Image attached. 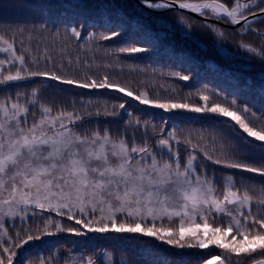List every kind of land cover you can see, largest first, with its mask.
<instances>
[{"label": "snow or ice", "instance_id": "snow-or-ice-1", "mask_svg": "<svg viewBox=\"0 0 264 264\" xmlns=\"http://www.w3.org/2000/svg\"><path fill=\"white\" fill-rule=\"evenodd\" d=\"M20 6H26V0H20ZM91 7L98 9L99 15L69 20L62 29H51L43 22L30 27L26 23L0 22V54H6L0 58V86L5 92L10 87L21 89L0 96V264H64L65 260L94 264L79 246V255L69 252L59 260L39 250L45 238L61 234L82 237L93 247L95 242L89 234L110 237L107 242L121 251L162 249L174 261L180 259L181 264L185 258L189 264L193 260L199 264H264V183H250L255 177L243 175L257 174L264 180V161L258 166L246 162L250 148L264 152V109L258 116L246 104L206 87L181 95L175 85H168L162 96L160 88L154 86L150 91L108 73L94 76L83 72L80 78L70 74L81 70L82 64L88 69L94 64L99 68L97 53L113 57L111 63L103 64L107 69L125 66L121 54L131 58L139 53L164 55L184 68L182 53L161 48L162 41L174 35L172 28L176 25L153 17L145 9H173L188 29L193 24L181 10L205 20L238 25V32L256 33L262 41L259 48L244 41L239 47L264 60V32L255 28L257 22L264 24V0H140L127 15L123 11L126 5L117 0H91ZM44 11L47 14V9ZM151 24L167 26L163 31L144 27ZM202 27L227 39L224 28L217 24L205 23ZM93 28L105 31H91ZM61 32L65 34L63 39ZM37 34L52 42L59 62L47 46L39 56L33 52L32 40ZM67 36L80 42V52L74 57L68 52ZM183 37L200 46L189 33H183ZM42 42H37L38 50ZM127 67L131 71L148 70L131 63ZM211 67L218 70V66ZM151 71L184 82L193 78L184 71ZM259 80L258 94L264 96V71L259 73ZM44 81H48L49 89L59 86L57 96L73 88L105 90L117 94L116 102L81 100L77 108L73 100L70 109L62 107L59 99L51 103L42 99ZM132 102L168 114L160 117L163 127L156 140L157 151L148 143L149 130L157 135L152 123L157 114L141 108L142 116H151L152 120L142 118L129 110ZM189 113L220 119L197 130L194 143L190 132L178 134L179 125L190 119ZM109 117L123 121V129L116 136L108 127L101 129L99 123L83 127L86 122L107 121ZM137 132L142 134V143L137 140ZM181 146L188 153L183 162ZM197 153L210 165L201 164ZM209 166L235 170L222 173V191L215 175L209 176ZM17 219L19 228L15 227ZM6 220L13 221L12 234ZM29 220L36 222L35 227ZM55 244V240L49 241L48 253L55 250ZM210 246L221 251H199ZM33 248L38 250L33 253ZM100 260L101 264H116L108 252H102ZM127 264H132L131 260Z\"/></svg>", "mask_w": 264, "mask_h": 264}, {"label": "trees", "instance_id": "trees-1", "mask_svg": "<svg viewBox=\"0 0 264 264\" xmlns=\"http://www.w3.org/2000/svg\"><path fill=\"white\" fill-rule=\"evenodd\" d=\"M78 3L88 4V7H71L69 5H76ZM117 3H123L126 7L123 9L124 13L127 15L132 10V6L138 4L135 0H117ZM45 9H47V14H45ZM145 11H150L145 9ZM153 17H162L164 21H167L171 24L176 25L172 28L174 35L171 39L163 40L161 43V48H170L174 53H182L185 58V67H178L175 63L169 62L168 58L164 55L149 54V53H139L134 54V57H129L127 54H121L120 59L124 61V67L118 68L115 65L111 69L103 67L105 62L111 63L113 57L105 56L102 53L96 54V61L100 65L99 68L94 64L91 69L85 68L83 64L81 65V70L70 73L80 78L83 72H89L91 75L100 76L102 74L108 73L111 77L119 79L121 82L131 81L133 84L138 86L147 87L150 91L155 86L156 88L161 89V95H165L163 88L168 85H175L177 90L183 95V93L188 92L189 90H194L196 88H207L209 90L215 89L216 91L223 92L224 96L229 98H235L240 105H247L259 116L261 110L264 109V96L258 94L260 88L259 73L264 71V60H261L258 57L253 56L250 53H246L242 48L239 47L240 41L245 43H250L253 46L259 48L261 46V37L253 32L248 34H241L230 27L227 24H221L219 22H210L202 19H198L192 15L183 13L188 19L189 23L193 24L191 29H188L183 25L178 18V14L174 10L165 11V12H155L151 11ZM99 15V10L91 7V0H26V6H20V0H0V22L6 24L15 25L19 24H28L29 27L32 24H37L43 22L47 23L49 28H63L67 26L69 20L78 21L82 16H87L89 19H92ZM111 15L115 18V12H112ZM130 19V17H129ZM264 19V17L262 18ZM205 23L208 24H217L219 27L224 28L227 39H220L216 37L211 31L207 28L202 27ZM83 23L81 21V27ZM166 24L161 25H145L144 27L157 28L161 31L164 30ZM255 28L264 32V24L257 22ZM88 31V29H85ZM91 31H105L104 28H93ZM189 33L191 37H194L200 44H204L205 48L197 47V43H194L191 39L183 37V33ZM65 34L61 32V38L63 39ZM83 39V37H82ZM42 40L39 50L37 49V42ZM27 43V41H25ZM66 43L69 45L68 52L73 57L80 52V42L67 36ZM113 41H105L104 44H112ZM47 46L49 48L50 54L59 62V56L57 55L55 49L53 48L52 42L39 34L35 35L32 40V50L39 56L40 51ZM94 46V45H93ZM57 47L59 45L57 44ZM88 45H85L87 48ZM220 49H223L227 54L223 53ZM19 52V47H18ZM6 54H0V58H4ZM136 57H139L138 59ZM27 58V57H26ZM66 63V62H65ZM136 64L140 69L148 68L147 71H131L127 64ZM212 65L218 66V70H213ZM150 66V67H148ZM41 68H44L45 65L41 64ZM151 68L162 69L164 71H184L185 74H191L192 80L188 82L180 81L178 79H173L170 77H161L158 73L154 74L151 71ZM188 69H191V73L188 72ZM30 83V82H24ZM48 81H44V85L41 87V96L42 99L47 100L49 103L53 99H59L62 101V107L71 108V101L75 100L77 102V108L80 107V101L91 100H109L111 102H116L117 94L113 91L105 90H82L73 88L71 92H64L61 96H57L59 93V86H55L51 89L47 88ZM21 90L15 87H10L8 92L3 90V87L0 86V96L7 95L8 93H15L16 91ZM233 93L236 95L233 96ZM193 99H197L193 97ZM217 99L218 97H213ZM199 102V101H198ZM222 102V101H221ZM135 103V102H132ZM202 103V102H200ZM144 108L145 113L151 112L157 114V118L152 120L151 116H142V113L139 109ZM136 115L142 116V118L152 120V123L156 126L157 135H154L151 130L148 132V143L151 144L152 149L157 151L156 140L159 138L158 134L163 127L160 121V117H167V113H163L159 110L150 109L145 106H141L138 103L133 104L131 110ZM190 119H186L179 125L178 134L183 136L191 133L193 142L197 141V130L201 128H207L209 125L214 124L219 117L212 116L209 118L205 114H188ZM249 119H254L248 117ZM96 123H99L101 129L108 127L114 136H116L123 129V121L119 118H107V121L101 120L99 122L93 120L91 123L86 122L83 127L91 128ZM167 129L165 128V132ZM137 140L143 142L141 139L142 134L137 132ZM254 139V138H249ZM260 142H257L259 144ZM209 147H213L211 144ZM216 148L219 145L215 146ZM188 153L185 151L184 147L180 148V159L183 162ZM199 157V162L201 164H209L206 162L202 154L197 153ZM159 158V157H158ZM167 159V157H164ZM264 161V152L256 148L249 149V159L246 161L255 165H259ZM200 171V169H197ZM209 176L215 175L216 183L220 190L222 191V185L220 182V177L223 174L229 172H235V170L221 169L219 166H209L208 167ZM244 176H253L255 177L250 183L261 184L264 183L257 174L244 173ZM237 184L239 185V175L237 176ZM253 211H256V208L253 207ZM211 222V221H210ZM29 223L35 227V221L29 220ZM66 223H70L67 222ZM13 221L6 220V227L10 234L13 233ZM15 227L19 228V220L15 222ZM62 235V234H61ZM89 237L92 241L95 242L93 247L91 244H85L84 238L79 237L77 240H74L72 246L66 245L64 243L56 242L55 250L52 253H48L47 249L49 247V242H45L39 250L43 251L45 255H56L59 260L61 256H65L69 252L79 255L77 248L86 254L91 256L94 259V264H101L100 255L102 252L111 253L116 264H120L123 260L125 264L127 261L131 260L132 264H141L142 261L147 262V264H162L166 261V264H181L180 259H173L172 256L167 255L162 249H144L138 248L135 252L121 251L114 245L109 244L107 241L110 237H100L97 238L93 234H89ZM56 237H50V240H54ZM231 239V237H229ZM56 241V239H55ZM63 244V245H61ZM38 249L33 248L32 251L35 253ZM189 252H196L195 249L188 250ZM201 252L215 251L217 254L221 251L220 249H215L214 246H210L208 249L199 250ZM259 258V257H258ZM35 259V256H33ZM64 264H71L70 261L65 260ZM183 264H189L188 258L183 260ZM191 264H199L198 261L193 260Z\"/></svg>", "mask_w": 264, "mask_h": 264}, {"label": "rangeland", "instance_id": "rangeland-1", "mask_svg": "<svg viewBox=\"0 0 264 264\" xmlns=\"http://www.w3.org/2000/svg\"><path fill=\"white\" fill-rule=\"evenodd\" d=\"M200 47L205 48V45L201 44ZM220 50L223 53L227 54L223 49H220ZM133 104H136V103H132V105ZM129 110H131V109H129ZM76 238L78 239L79 237H75V236H72V235H69V234H62L59 237H56L55 239H56V242H60V243H64L66 245L72 246L74 244V240L78 241ZM49 241H50V238H45V242H49ZM61 245H63V244H61Z\"/></svg>", "mask_w": 264, "mask_h": 264}, {"label": "water", "instance_id": "water-1", "mask_svg": "<svg viewBox=\"0 0 264 264\" xmlns=\"http://www.w3.org/2000/svg\"><path fill=\"white\" fill-rule=\"evenodd\" d=\"M138 3H140V0H136ZM168 10H173V9H168ZM181 11H183V12H185V13H188V14H191V15H193V16H195V17H198V18H202V17H199L198 15H196V14H193V13H190V12H187V11H185V10H181ZM158 12H161V11H158ZM262 17H264V16H262ZM261 17V18H262ZM202 19H204V18H202ZM209 21H215V20H211V19H209ZM232 26V25H231ZM232 28H239V26L237 25V26H232Z\"/></svg>", "mask_w": 264, "mask_h": 264}]
</instances>
